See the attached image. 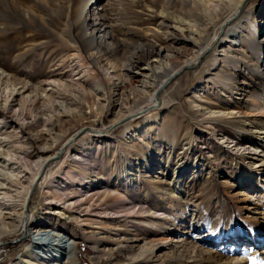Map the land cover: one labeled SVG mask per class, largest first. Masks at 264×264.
I'll use <instances>...</instances> for the list:
<instances>
[{
  "label": "rangeland",
  "instance_id": "obj_1",
  "mask_svg": "<svg viewBox=\"0 0 264 264\" xmlns=\"http://www.w3.org/2000/svg\"><path fill=\"white\" fill-rule=\"evenodd\" d=\"M7 1L16 17L0 19V166L6 147L14 153L13 167L17 160L23 165L24 175L8 184L15 197L23 195L35 161L47 158L29 185L23 214L14 218L15 229L0 233V264L35 248L34 227L47 239L68 238L66 254L75 257L68 264H264V163L247 153L264 157V140L236 129L234 120L210 119L216 114L203 109L210 99L209 106L239 108L264 127L258 110L264 107V0H243L227 23L224 0H204L206 10L197 0H96L85 7L83 26L89 34L103 24L109 36L92 49L74 20L76 6L87 0ZM249 13L259 24L258 41L225 47L231 33L223 36L224 28ZM157 45L177 48L175 59L149 69ZM202 47L196 64L181 66L168 81ZM233 54L239 67L226 60ZM126 62L143 74L129 80L122 73ZM166 74L159 106L119 122L155 103ZM133 85L143 88L139 98L130 92ZM152 92L154 101L145 105ZM155 111L160 127L140 130L132 145L126 143L121 126ZM83 127L99 132L86 130L65 146ZM59 150L60 157L50 159ZM176 154L185 163L177 175L171 166ZM75 164L86 173L65 181ZM124 167L135 180L122 178ZM175 181L178 189L166 193ZM54 188L64 191L60 199L53 198ZM90 188L108 194L83 201ZM149 245L152 252L140 257Z\"/></svg>",
  "mask_w": 264,
  "mask_h": 264
},
{
  "label": "bare ground",
  "instance_id": "obj_2",
  "mask_svg": "<svg viewBox=\"0 0 264 264\" xmlns=\"http://www.w3.org/2000/svg\"><path fill=\"white\" fill-rule=\"evenodd\" d=\"M83 1L84 0H82V2ZM93 1H96V0H87L83 5H82V3H80L81 5L78 4L75 8V11H74L75 12L74 13L75 22L78 24L82 23V25H79V27H78L79 37L81 38V40L85 44L86 48H91V49L96 47L98 39H99V41H103L104 39H106L107 36H109V30L103 24H100L97 26L93 25L91 28V33H89V34H87L86 28L83 26V17H84L83 11H84L85 7L90 5V3ZM197 1L202 6V9L206 10L205 1L204 0H197ZM242 1L243 0H224L223 1V7L227 9V15L224 19V22H226L227 19H229L230 17H233L234 15L237 14L238 7ZM0 2L4 6V8L2 7L3 9L0 10V19H4V20L9 21V19H12L11 18L12 16L16 17V14L13 12V9L11 8V6L9 5L7 0H0ZM252 22H253V14L249 13L248 15H244V14L241 15V17L237 20V22H235L233 24H228L224 28V30L222 31L223 36L224 35L227 36L228 33H231L229 35V40H227L225 47L229 48L232 45H234L235 43H238L241 40H247L250 37L252 39H250L249 41H251V40H253L254 42L258 41V37H259V33H260L259 24H252ZM0 25L2 27L5 26V24L3 22H0ZM237 29H239V30H237ZM195 31L197 32L198 28L195 27ZM165 34H166V32H165ZM204 48L205 47H202L199 50L192 53L190 56L186 57L181 62V64L176 68H179V67L184 66V65H186V66L193 65L197 61L198 57L200 56V54L202 53ZM152 49H153L151 52L152 54H150L151 59L145 64L149 69H150V67L152 68L153 66L160 68V64H162L163 62H164L163 66L164 67L167 66L168 64H170L171 62L174 61L175 52H177L176 51L177 48L169 49V48L162 46V45H157L156 47H153ZM220 50H224V48L222 47ZM219 58L220 57L217 54L214 57L215 63L213 65H216ZM226 60H227L229 65H231L233 67H239V63H238L239 60L237 59L236 55L233 54L232 57H228V58L226 57ZM141 69L137 68V66L131 62H126V63L122 64V73H124L126 76H128L129 80H132L134 78V76H136L137 74L138 75L140 73L143 74L142 71H139ZM2 72H3V70L0 69V74ZM216 72H217V69H216ZM218 76L219 75H217V74H212L209 77L214 78V77H218ZM167 78H168V75L166 74V78L164 80H161L160 84L163 83ZM223 79L226 80V79H229V77L224 76ZM165 82H167V81H165ZM221 83L225 84V85L227 84L224 80H222ZM156 88H154L153 92L155 91ZM9 90H11V89H9ZM195 91H197V90H194V92ZM130 92H132L135 97L139 98L140 95L143 93V88L139 87L137 85H133V86H131ZM153 92L150 94L149 99L147 100L145 105L150 104V102L154 101ZM158 96H159V93H158ZM207 101H208L207 104L203 108L204 112H207L210 114H216L214 117H210V119L215 120V118H216L217 121L218 120H224V119L234 120L233 122H231L233 127H235L236 129H241L242 131H245V132L248 131L251 133H256L257 136H260L264 140V127L258 126L254 120L250 119L248 112L242 111L239 108L234 110L233 107L229 110L227 108H219L217 106H211V105L209 106V103H211V101H210V99ZM141 106H138V108H140ZM140 110L136 112L137 115L140 113ZM258 110L260 111V114L264 113V107L261 106ZM128 116H130L129 117V119H130L136 115L131 114V115H127L126 117H128ZM124 118L125 117H123L119 122H123L125 120H128V119H124ZM160 119H161V116H160L159 112H157V111L149 112V113H146V114L139 116L138 120H136L135 122L133 121L134 123L131 124V126L130 125H128L127 127L125 125L121 126L123 128H120L119 132L121 133V136L124 138L125 142L128 143L129 145L130 144L132 145V142L136 139V134L138 133V131H140V130L143 131V130H145V128L147 129L148 127H151L152 125H156L157 127H160ZM214 125H216V124H214ZM128 128H130V129H128ZM94 131L99 132V130H96V129ZM123 133H125V135H123ZM172 144L174 145L175 143H172ZM86 146H87L86 152H88V154H89L92 150V145L90 142H87ZM234 148L237 152L240 150L241 145H239L237 142H235ZM3 153H4L5 157L1 159L2 166H0V233L4 232V231H11V230L15 229L16 223H15L14 218L16 217L17 221H19L21 215L23 214L24 207H25L26 195H27V192L29 189V185L33 181V179L35 178V176L39 172L40 167L43 165V163L45 162V160L47 158V157H39L35 161L36 171L33 172L32 174H30L29 176H26L25 179L28 181V183L25 185V187L24 186L21 187L22 190H24L23 195H21L20 197L17 195L19 197V198H17V197H15L16 195H13L10 192V190L8 189V184H9V182L19 181V178L24 175V173H23L19 177V175L23 171L20 169L21 166H23V165L20 164V161L17 160V163L19 162L18 163L19 165L13 167V165H12L13 162H11V160H15V157H14V153L8 147H6V151ZM244 153L245 152L240 151L241 155H243ZM247 153L250 154V156H251L250 158H252L251 159L252 162L264 163V157L263 156H259V155L255 154L254 152H252V153L247 152ZM88 154H87V157L82 156L81 159L82 160L88 159V156H89ZM184 165H185V163L180 161V157H178V155L176 154L174 159L172 160V163H171L173 173L177 175L181 171V168ZM72 167H73L72 168V172H73L72 174L73 175L72 176H66V174H64L66 176L65 181H68L70 178L76 177L77 175L82 176L86 173V168L83 165L75 164ZM122 169H123L122 170V178L123 179H125L127 182H131V181L135 180L136 175L133 174V172H129V170L126 167H124ZM244 170L247 171V169H244ZM176 182L177 181L172 182V184L169 185V188L166 190V193L169 192V193L173 194V192H175V190L178 189ZM64 184L66 185V183H63L61 185H64ZM58 186H60V184H58ZM55 187H56V185H55ZM61 189L62 188H54V190L56 191L55 192L56 194H53V198L57 197V199H60L63 196L62 194H64V191H62ZM107 194H108V192L106 191V189L99 191V190H96L94 188H92V189L90 188L89 190H87V193L84 195L82 200L84 201V200L90 199L93 196H96V198L98 200H101ZM51 195H52V193H51ZM63 207H66V206H63ZM54 210H55L54 212H56L60 215L64 214L63 209H61V210L54 209ZM135 212L146 213L145 215H147V212L157 213L155 211H149V209L144 208V207H137L135 209ZM67 217H69V215H67ZM32 223H33L32 220L30 222H28L29 225ZM9 225L12 226L11 229L8 228ZM40 230L37 227H34V229L32 230V232L37 235L34 237L35 240H33L35 248L30 249L29 248L30 246H29L23 252H21L18 255L16 261L11 263V264H58L57 260H58L59 255L61 253H62V258L65 257L63 264H68L69 262H73L75 260L73 253L66 254V253H68L66 251V249H69L68 246L70 245L68 238L59 239L55 235H53V237H49L47 239V238H45V235ZM166 238L169 239V237H167V236H166ZM159 240H165V238L161 237V238H159ZM151 243H153V242H151ZM151 252H152V245H149L148 247H144L140 251L139 256L140 257H146Z\"/></svg>",
  "mask_w": 264,
  "mask_h": 264
},
{
  "label": "water",
  "instance_id": "obj_3",
  "mask_svg": "<svg viewBox=\"0 0 264 264\" xmlns=\"http://www.w3.org/2000/svg\"><path fill=\"white\" fill-rule=\"evenodd\" d=\"M222 27H223V25L221 26V31H222ZM221 31H220V33H221ZM220 33L218 34V35H216L215 37H214V40L216 41L217 40V38L219 37V35H220ZM210 47H208L207 49H209ZM206 49V50H207ZM205 53V52H204ZM200 59V58H199ZM196 64V63H195ZM194 64V65H195ZM185 67H192V66H185ZM185 67H181L180 69H178L175 73H173L170 77H169V79H168V81H170V80H172L174 77H175V75H177L178 73H180L182 70H183V68H185ZM167 84V83H166ZM165 84V81L163 82V83H161L159 86H158V88L156 89V93H155V98H156V102L153 104V105H148V106H146V107H143L141 110H140V113H144L145 111H147V110H149V109H152V108H156V107H158L159 106V104H160V99H159V96H158V93L163 89V87L166 85ZM134 115H137L136 113H134ZM129 117L130 116H128V117H125L124 119H129ZM113 126V125H112ZM86 130H95L93 127H83V128H81V129H79L67 142H66V144H65V146L66 145H69L79 134H81L82 132H84V131H86ZM62 154V150H59L54 156H52L50 159H52V158H58V157H60V155Z\"/></svg>",
  "mask_w": 264,
  "mask_h": 264
}]
</instances>
